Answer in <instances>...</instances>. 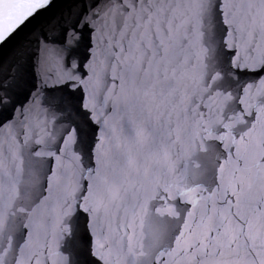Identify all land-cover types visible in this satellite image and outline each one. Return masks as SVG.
Listing matches in <instances>:
<instances>
[{
	"label": "snow or ice",
	"instance_id": "obj_1",
	"mask_svg": "<svg viewBox=\"0 0 264 264\" xmlns=\"http://www.w3.org/2000/svg\"><path fill=\"white\" fill-rule=\"evenodd\" d=\"M0 264H264V0H0Z\"/></svg>",
	"mask_w": 264,
	"mask_h": 264
}]
</instances>
